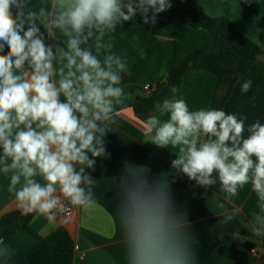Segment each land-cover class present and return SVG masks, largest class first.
I'll use <instances>...</instances> for the list:
<instances>
[{
  "label": "clouds",
  "instance_id": "1",
  "mask_svg": "<svg viewBox=\"0 0 264 264\" xmlns=\"http://www.w3.org/2000/svg\"><path fill=\"white\" fill-rule=\"evenodd\" d=\"M169 8L170 0H0V173L23 214L52 220L67 211L64 201L84 209L95 204L87 170L107 154L104 136L123 103L127 70L104 38L138 13L155 24ZM251 86L244 81L241 91ZM156 110L159 116L142 122L146 141L175 149L172 169L205 191L218 179L230 200L250 185L258 209L254 234L264 236V123L246 128L247 117L189 110L175 98ZM117 186L127 264H196L167 178L149 182L145 170L128 167ZM232 219L229 213L225 223ZM14 256L0 239V264Z\"/></svg>",
  "mask_w": 264,
  "mask_h": 264
},
{
  "label": "crops",
  "instance_id": "2",
  "mask_svg": "<svg viewBox=\"0 0 264 264\" xmlns=\"http://www.w3.org/2000/svg\"><path fill=\"white\" fill-rule=\"evenodd\" d=\"M30 2L40 4L42 0ZM170 2L181 9H199L210 17H225L242 36L255 43L264 34V0ZM143 23L144 17L138 13L104 38L112 43L113 53L126 59L127 70L122 73L123 103L116 107L114 122L104 136L107 154L95 158L94 168L87 170L94 179L95 204L84 209L65 201L71 213H58L52 220L46 214L34 212L31 230L44 238L57 228L64 229L74 243L73 264H127L118 214L121 190L117 185L126 168L138 167L146 171L149 182L167 178L174 211L181 215L191 237L196 264H264V236L255 235L253 230L252 215L258 209L251 186L246 185L230 200L220 191L218 179L215 186L205 191L172 169L175 149L158 148L146 141L148 135L142 124L152 114L159 116L158 103L173 98L185 100L189 110L232 107L238 118L247 117L246 128L257 120L264 123V84L257 82L248 63L229 51L217 49L205 29L182 26L171 34L149 23L145 30ZM46 43L52 41L46 37ZM204 48L199 61L183 75L179 86L169 87L165 81L167 72L185 55ZM6 51L7 48L4 54ZM259 61L264 63V55ZM247 80L252 81V86L242 92L241 84ZM146 84L151 85L148 93L143 91ZM160 118L169 117L165 114ZM8 184L9 178L0 173V218L13 211L22 213L14 196L7 191ZM221 203L223 208L219 207ZM229 213L233 219L225 223ZM0 239L15 249L9 264H32L27 257L35 238L28 231L18 229ZM251 248L256 249L255 254L248 253Z\"/></svg>",
  "mask_w": 264,
  "mask_h": 264
},
{
  "label": "trees",
  "instance_id": "3",
  "mask_svg": "<svg viewBox=\"0 0 264 264\" xmlns=\"http://www.w3.org/2000/svg\"><path fill=\"white\" fill-rule=\"evenodd\" d=\"M149 24L151 27L159 26L171 34L182 26L205 29L217 49L229 51L235 58L248 63L257 82L264 84V63L259 61V57L264 55V34H261L259 42L255 43L242 36L225 17H210L199 9H181L172 4L171 8L157 15L155 24ZM142 27L146 30L148 25L143 23ZM204 51L205 48L185 55L177 66L167 72V85L177 88L183 75L196 65ZM134 109L141 113L138 107ZM223 110L233 113L232 107L227 106ZM33 216V213L23 214L16 211L4 214L0 218V237H9L18 229H24L35 238L27 257L32 264H73L74 243L68 233L62 228H57L48 236L40 237L30 228Z\"/></svg>",
  "mask_w": 264,
  "mask_h": 264
},
{
  "label": "built area",
  "instance_id": "4",
  "mask_svg": "<svg viewBox=\"0 0 264 264\" xmlns=\"http://www.w3.org/2000/svg\"><path fill=\"white\" fill-rule=\"evenodd\" d=\"M143 91H144V92H147V93L150 92V91H151V85H150V84H146V85H144V86H143ZM64 203H65V205H66V209H67V211L63 212L62 214H65V215L70 214V213H71V207H69V206L66 204L65 201H64ZM248 253H249V254H255V253H256V249L251 248V249L248 251Z\"/></svg>",
  "mask_w": 264,
  "mask_h": 264
}]
</instances>
